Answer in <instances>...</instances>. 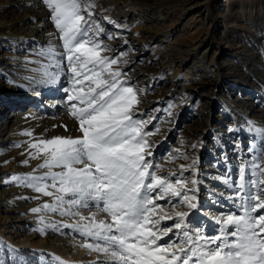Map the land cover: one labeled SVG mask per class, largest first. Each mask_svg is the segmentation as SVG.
Listing matches in <instances>:
<instances>
[{
    "label": "snow or ice",
    "instance_id": "snow-or-ice-1",
    "mask_svg": "<svg viewBox=\"0 0 264 264\" xmlns=\"http://www.w3.org/2000/svg\"><path fill=\"white\" fill-rule=\"evenodd\" d=\"M42 3L62 42L61 56L71 74V86L64 88L66 107L81 135L29 145L35 149L30 159L44 155L39 168L47 172L10 179L53 198L32 212L86 221L62 227L90 240L83 244L89 251L108 257L97 264H264V163H242L235 181L222 178L237 211L213 218L219 234L206 235L202 227L193 226L190 217L200 209V181L183 173L198 176L196 161L181 165L179 174L171 170L168 176L158 174L162 169L151 159L153 145L148 137L160 129L155 124L149 129L146 120L137 118V91L124 79L126 73L113 68L120 56L101 55L111 49L100 39L105 29L93 19L95 4L89 0ZM49 56H55V49L49 50ZM260 147L257 157L264 160V143ZM170 159H186V155ZM23 163L27 166L29 160ZM90 207L96 211L83 216L80 210ZM97 213L109 219H97ZM167 220L172 223L162 224ZM39 223L43 227L36 230L41 235L47 228L58 230L43 218Z\"/></svg>",
    "mask_w": 264,
    "mask_h": 264
},
{
    "label": "rangeland",
    "instance_id": "rangeland-1",
    "mask_svg": "<svg viewBox=\"0 0 264 264\" xmlns=\"http://www.w3.org/2000/svg\"><path fill=\"white\" fill-rule=\"evenodd\" d=\"M4 1L6 2L8 0ZM16 1L24 3L14 8L15 10L12 13H2V17L16 20L24 14L35 12H45L48 16L50 27L41 32H36L34 34L36 37L35 41L29 42L27 46L37 50L40 47L38 42L40 36L47 32H51V36L54 37L57 32L50 19L49 9L42 3V0ZM259 3H262L261 5L264 7L263 0H248V3L243 7L242 5L230 6L226 0H213L208 5V11L206 12L208 17L206 16L205 18V25L200 23V19L190 20L191 17L185 16L180 8L152 11H149L151 10L149 9L148 12H140L137 16H126L128 9L126 10L121 0H101L95 5L96 10H98V13L102 14L103 18L112 21V23L106 22V24H104L102 22L103 18H98V23L105 29V32L100 36L101 41L110 42L113 40L114 38L108 39L107 37H113V33L118 31L117 29L121 26L127 27L129 35L135 40L134 43H136V47L131 49V52L127 51L128 47H126L127 53L124 56H120L119 65L126 61L128 55L132 54V50L140 52L139 50L145 49V55L140 58L142 64L152 56H156V61L160 62L168 76H175L179 78L181 82L185 83H193L197 79V82L200 80L205 86L198 89L200 91L198 95L196 94L194 96L192 100L193 105L191 107H182L181 111L174 107L168 109L165 107L166 110L160 112L157 111L158 106L149 108L144 107L145 102L141 99V95L139 94L140 90L135 84H131L137 91L140 101L134 107L137 118L146 120L149 129L152 128L154 124L160 129L159 133L148 137V140L151 141L153 145L152 151L154 155L151 157L153 163H158L162 171H168L167 174H158L168 176L170 170L177 171L179 174L181 165L186 166L187 162L190 165L193 161H196L198 176H194L188 171H185L183 176L187 177L189 180L198 178L200 181L198 185L201 192L199 195L200 209L199 211L193 210L190 219L194 226H200L204 229V232H210L207 235L219 234V230L217 229L220 227L215 221H212L209 229L208 223L210 221H203L209 218L207 214L210 213L211 218L215 213L226 215L230 212L237 211V208L229 199L231 189L223 183L222 178L227 176L235 181L238 177V170L242 165L239 164V167H237V163H243L244 161L245 165L252 161L262 163L261 160H258L257 153L261 151L258 150L259 146L255 143L254 139L259 137L264 138V128L259 125L256 126L257 133L249 130V132H246L247 135L244 133L239 134L241 131L238 132V130H233L234 127L231 125L233 124L232 120H230L229 117L224 118L225 116L221 115V113H223L221 99L235 101L237 99L247 98L248 96V94L243 92L239 93L236 91L231 93L227 91V88H230L229 81L238 80L251 88L257 87L262 89L257 82L260 76V67L259 65H253L254 61H259V45L261 44L260 41L264 40V31L256 26L264 22V19L259 23L256 20V14L259 11L257 5ZM262 6L260 8H262ZM144 7H147V5ZM260 13L264 15V10L260 9ZM207 23L210 25L209 28L207 27ZM216 24H218V26ZM25 29H22V25H19L13 27L12 32L18 35ZM204 34L208 35L209 40L206 43V47L203 49L208 47L207 44H214L217 45V49L220 50L218 53H221V56L216 61L218 64L216 67L212 65V54L207 58H203L200 53L192 50L193 48L187 44V42H196L198 37ZM16 42L9 39L5 40L3 42L5 46L2 47L1 51L8 56H13L12 54L19 55V47ZM59 48L60 49L57 51L59 53L56 57L54 56V63L58 61V64L61 65L59 66L60 71L64 73L65 81L68 83L64 88L70 87L69 76L71 74L66 67L67 61L61 56V53H63L62 44ZM237 52H240L241 55L237 56ZM119 65H114L113 68H117ZM221 79L226 81H219ZM161 86L163 87V85H157V88ZM178 93H176L174 97H177L179 95ZM207 103H210L208 105V109L210 108L209 110L211 112L210 117L205 113L198 112V110H203L202 107ZM256 105L257 107L255 110L264 111V101ZM22 108H17V110L19 111ZM169 111H171V115H169ZM254 115H256V113L248 114L247 117L249 119ZM262 115L264 118V114ZM212 127L214 130L211 129ZM80 135L81 133L78 127L71 125L65 130L64 134L55 135L54 137H78ZM35 140L32 143L38 142L41 139L35 138ZM194 145L195 147H193ZM31 151L34 152L35 149H31ZM229 152H231L229 157L230 159H234V162L232 161V165L229 167H221L219 165V162H221L220 159ZM180 153L185 154L186 158L192 161H188L189 159H170V157ZM44 158V155L41 154L39 158L34 160H37L41 164ZM234 165L235 167L231 169V166ZM43 170L47 172V169ZM60 170L61 169H53V171ZM10 171L11 170L6 171V176L2 177L4 179H9L4 189H13L12 194L22 192L28 193V195L32 197L31 202L35 203V207H31V211L46 202H53L52 197L41 196L31 188L20 186L17 182L12 181L10 178L14 176V174L10 173ZM28 175L31 174H26L24 176ZM217 196L224 198V201L221 203L218 201L215 202V204L222 208H227V210L219 209L217 206L214 207L212 202L215 201L214 197L216 198ZM227 200L231 202V206L227 205ZM160 202L163 203V201ZM215 209L216 211L214 212ZM81 211L85 213L88 212V216H91L92 212H95L96 209L95 207H90L88 209H81ZM44 216L48 218L47 221H45L47 224L63 223V221L67 219L66 215L61 216L59 213H33L32 220L28 219L32 225H26V223L22 225L21 223H16L17 221L15 222V219L19 217L18 214H9L0 211V226H3L5 220L10 218L11 220L14 219L16 226H23L24 228V230H15L16 235H14V237L16 238L11 242V245L8 238L4 240L6 247L14 248L15 245L22 246L21 243L30 241H32L34 248H40L41 245L47 244V242H49L47 237L39 236L35 238L30 236L34 234V232H37L36 229L40 228L42 224H40L39 221ZM27 217L28 216L23 214L21 218L27 219ZM67 223L69 225L77 224L72 221H67ZM68 228L72 229L71 227ZM68 233L70 234L68 238L75 240V243L79 241L83 243L91 242L90 240L86 241L84 237L80 236L78 232L75 233L73 229L68 230ZM62 247L64 248L65 246L63 245ZM78 247L79 244L72 248L74 249V251H72V262H70L72 259L69 258L68 255L63 257L66 263L97 264L98 261L95 260H97L98 256L104 255H97V253L93 254L91 251L90 253L82 252L80 249H77ZM32 260L33 258H31V261Z\"/></svg>",
    "mask_w": 264,
    "mask_h": 264
},
{
    "label": "bare ground",
    "instance_id": "bare-ground-1",
    "mask_svg": "<svg viewBox=\"0 0 264 264\" xmlns=\"http://www.w3.org/2000/svg\"><path fill=\"white\" fill-rule=\"evenodd\" d=\"M100 1L101 0H89L90 3H94L95 5ZM212 1L213 0H121L126 10L128 9L126 16H137L140 12H148L149 9H151L149 11H152L180 8L185 16L191 17L190 20L200 19L199 21L202 25H205V18L206 16L208 17L206 14L208 5ZM226 2H228L230 6L242 5L243 7L248 3V0H226ZM23 3L24 2L19 3V1L16 0H8L6 2L0 0V211L9 214H18L20 218L17 217L15 219V222L17 221L16 223L18 224L21 223L23 225L26 223V225H32V223L28 221V219L32 220L33 212L31 211V207H35V203L31 202L32 197L26 192L12 194L13 189H4L9 179H4L2 177L6 176V171L8 170H11L10 173H13L14 176H24L26 174H34L37 176L44 175V170L39 168L40 163L37 160L30 159V153L32 151L29 145L35 138L44 140L54 137L55 135H62L66 130L64 127L65 125L67 128L71 125L78 127V123L70 116L66 107L67 101L65 99L66 93L64 91V86L68 85V83L65 81L64 73L60 71L59 66L61 65L58 64V61L54 63V57L49 56L50 49H55V57L59 53L57 51L62 44L59 39V33L56 32L53 37L51 36V32H44L45 34L40 36L38 41L40 44L39 49L36 50L30 46L27 47L29 42L35 41L36 37L34 34L36 32H41L50 27L47 14L45 12L24 14L16 20L2 17V13H12L15 10L14 8L19 7ZM261 4L259 3L257 5L259 7V11L256 14L258 23L260 21L262 22L264 19V15L260 13V9L264 10ZM145 5H147V7H144ZM261 6L262 8H260ZM98 18L102 19V14L98 13V10L94 8L93 19L98 22ZM102 22L106 24L108 19L103 18ZM19 25H22V29H26L18 35L13 34V27ZM216 25L218 26V24ZM209 26V23H207L208 28ZM256 26L264 31V22ZM117 30L118 31L113 33V40L110 42L102 41L111 51L102 52L101 55L124 56L127 53L126 47H128L127 51L130 52L131 49L136 47V43H134L135 40L129 35L127 27L121 26ZM8 39L15 42L17 41L19 55L12 54L13 56H8L1 51L2 47L5 46L3 42ZM208 40V35L204 34L198 37L196 42H187V44L193 48L192 50L200 53L203 58H207L212 54V65L216 67L218 65L216 61L221 56V53H218L220 50H218L217 45L214 44H207L208 47L203 49L206 47ZM260 43L258 51L260 62L254 61L253 65H259L260 67V76L257 82L262 89L257 87L251 88L243 82L232 80L229 81L230 88H227V91L231 93L236 91L239 93H246L248 94L247 98H241L235 101L221 99L223 105V113H221V115H224V118L229 117L230 120H232L233 124L231 125L234 127L232 128L235 131H241L239 134H246L249 130L257 133L256 126L259 125L264 128V118L262 117L264 111L255 110L257 107L256 104L264 101V40H261ZM132 51V54L128 55L126 61L120 64L118 69L126 73L124 79L129 84H135L140 90L139 94L141 95V99L145 102L144 107L149 108L158 106L157 111L161 112L166 110V108H170V106L181 111L182 107H191L193 105L192 100L200 91L198 89H200V87H205L200 80L197 82L196 79L193 83L181 82L179 78L175 76L170 77L166 74L164 67L160 62L156 61V56H152L142 64L140 58L145 55V49L139 50L140 52ZM239 55H241L240 52H237V56ZM46 71L48 73L47 75H45ZM56 73H58V75H55ZM53 75H55V80L52 78ZM219 81L226 80L221 79ZM157 85H163V87L157 88ZM176 93L179 95L174 97ZM209 104L210 103L205 104L202 107L203 110H198V112L205 113L210 117L211 112L209 110L210 108L208 109ZM17 108L22 109L18 111ZM252 113H256L258 116L254 115L248 119L247 115ZM211 129L214 130L213 127ZM27 132H31L32 136L22 134ZM254 140L259 146L258 150L261 151L260 146L264 143V138L259 137ZM230 155L231 152L227 155H223L226 159L223 157L220 159L221 162H219V165L221 167H229L232 165L234 159H230ZM25 160H29L27 166L23 163ZM188 161L192 160L189 159ZM261 162L264 163V160H261ZM239 164L242 163H237V165H235L239 167ZM243 164H245V161ZM187 165H189L188 162L186 163V166ZM235 165L231 166V169L234 168ZM174 172L178 174L177 171ZM160 173L167 174L168 171H161ZM200 193L199 191V195ZM214 200L215 201L212 203L215 207L217 206L215 202L220 201L221 203L224 201V198L217 196L216 198L214 197ZM158 203L161 202L158 201ZM226 203L231 206V202L228 200ZM217 207L227 210V208ZM215 211L216 209L214 212ZM23 214L28 216L27 219L21 218ZM81 214L85 217H89L88 212L85 213L81 211ZM102 214L103 213H97V219H109L106 217V214ZM66 216L67 219H65L63 223H51L55 224L58 230L47 228L44 235H41L39 231L30 235L35 238L39 236L47 237L49 242L41 245L40 248H34L32 241L21 243L22 246L15 245L14 248H7L4 240L8 238L11 245V242L16 238L14 237V235H16L15 230H24V228L23 226H16L14 219L11 220L8 218L5 220V224L0 226V261H2L3 264H74L66 263L63 260V257L67 255L72 259V251H74L72 248L74 246L79 244L77 249H80V251L86 253H90V251L83 247L84 243L82 241L75 243V240L68 238L70 235L68 230L72 229L62 227V225H69L67 221L77 223L79 217ZM212 216L213 217L210 218L209 213L207 217L210 219L207 218L203 220L204 222L210 221L208 223L209 229L210 223L215 221L213 218L222 215L215 213ZM47 219L48 218H45V216L43 217L44 221H47ZM79 222L82 224L86 221ZM171 222L172 221L167 220L163 221L162 224H169ZM40 227H43V225H40ZM75 233L77 232L75 231ZM208 233L210 232L205 231L206 235ZM63 245L65 246L64 248L62 247ZM92 253L96 254V252ZM31 258H33L32 261ZM107 259L108 257L105 255H100L95 261H106ZM72 261L73 259L70 262Z\"/></svg>",
    "mask_w": 264,
    "mask_h": 264
}]
</instances>
